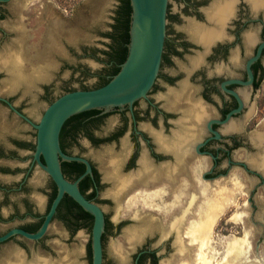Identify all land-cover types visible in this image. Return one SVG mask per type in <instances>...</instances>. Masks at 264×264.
Here are the masks:
<instances>
[{
    "label": "flooded vegetation",
    "instance_id": "obj_1",
    "mask_svg": "<svg viewBox=\"0 0 264 264\" xmlns=\"http://www.w3.org/2000/svg\"><path fill=\"white\" fill-rule=\"evenodd\" d=\"M26 1L0 0V87L15 88L0 91V235L36 231L57 193L34 159L32 123L57 96L107 83L130 41L127 0ZM17 56L29 73L24 81L9 70ZM59 145L90 165L85 173L84 162L60 158L64 178L103 211L102 264L184 263L177 228L189 247V223L214 189L242 173L250 183L246 209L264 217V0H167L160 62L146 94L74 113ZM132 212L154 221L120 262L106 238L140 226ZM91 216L64 193L51 223L66 230L68 249L57 250L49 229L37 240L14 234L0 242L1 263L91 264ZM5 247L16 253L9 263Z\"/></svg>",
    "mask_w": 264,
    "mask_h": 264
},
{
    "label": "water",
    "instance_id": "obj_2",
    "mask_svg": "<svg viewBox=\"0 0 264 264\" xmlns=\"http://www.w3.org/2000/svg\"><path fill=\"white\" fill-rule=\"evenodd\" d=\"M27 0L25 3H28ZM167 0H130L131 5V22H130V41L128 45V54L121 64L120 70L104 85L91 89H78L65 92L57 96L45 108L38 119L37 123H32L36 129V145L34 159L38 165L51 177L57 186V193L52 200L44 219L39 228L34 232H29L22 228H11L6 233L0 235V242L8 239L14 234L21 235L29 240H37L44 235L48 229V240L58 242V249H68V236L65 229L59 227L54 222L51 223L56 207L64 193L70 195L82 208L88 211L92 217V226L90 232L91 242V264H102V244L101 237L104 230V214L100 206L86 199L77 187V182H70L62 175L60 169V158L64 160H79L86 164V172L91 168L88 161L82 157L70 156L65 154L59 145V132L65 120L74 113L92 109L107 108L124 103H131L134 99L144 96L151 86L158 65L160 62L162 44L165 32V12ZM36 3H49L40 0ZM36 42V41H35ZM1 45V44H0ZM16 61L11 64L9 70L15 80H26V73L17 64ZM44 74V72H41ZM39 71H33L31 77L40 76ZM4 78V77H2ZM30 77L28 76L27 79ZM9 94L14 91V87H0V91H8ZM14 95V93H13ZM23 93H18L16 101ZM10 108L14 109L11 104ZM16 111V110H15ZM30 122V120H28ZM3 127V121H2ZM42 160H41V158ZM118 185L114 193L119 192ZM132 215L141 219L140 226H134L124 229L122 234L117 237L107 236L106 246L112 248L120 262L128 261L135 250L133 242L141 237V232L151 226L154 216ZM113 218L114 216H110ZM264 223V217L258 214L251 215L244 207L242 219V234L248 251L260 263L264 264V230L260 227L259 222ZM51 223V225H50ZM165 231L166 229L163 228ZM163 230V231H164ZM177 242L179 243L180 253H184V263L181 264H198L195 250L192 244L189 247L182 245L180 232L177 228ZM111 237L114 239H111ZM188 239V238H187ZM79 246L82 247L86 236L79 237ZM189 240V239H188ZM190 242V241H189ZM133 248V249H132ZM65 252V251H64ZM61 253L63 258L65 253ZM11 257H16V253L10 247H5V260L11 261ZM13 263V262H11ZM165 263V262H163ZM0 264L1 261H0ZM60 264H68V260L60 261Z\"/></svg>",
    "mask_w": 264,
    "mask_h": 264
},
{
    "label": "bare ground",
    "instance_id": "obj_3",
    "mask_svg": "<svg viewBox=\"0 0 264 264\" xmlns=\"http://www.w3.org/2000/svg\"><path fill=\"white\" fill-rule=\"evenodd\" d=\"M233 183L237 185L238 181L234 179ZM232 197L233 193L228 191L227 188L220 187L214 190L213 197L208 200L203 209L195 215L184 230V234L195 250L198 264H214L212 261L213 253H211V234L216 219ZM240 217L242 218L241 213L234 212L230 219L237 221ZM245 251L246 243L244 238L229 236L225 240V251L218 264H257L256 262H243L239 260L245 254Z\"/></svg>",
    "mask_w": 264,
    "mask_h": 264
},
{
    "label": "rangeland",
    "instance_id": "obj_4",
    "mask_svg": "<svg viewBox=\"0 0 264 264\" xmlns=\"http://www.w3.org/2000/svg\"><path fill=\"white\" fill-rule=\"evenodd\" d=\"M40 0H30L28 3H36ZM49 3H77L80 0H45ZM237 174V173H236ZM241 178L238 180V184L228 183L223 184L222 188H227L228 191L233 193L232 199L227 204V206L222 210L220 216L216 219L214 223V228L211 234V253H213L212 261L214 264H218L221 261V257L225 251V240L229 236L241 237L242 234V219L244 213V207L246 203V198L248 196L249 182L245 173L240 174ZM247 180V181H246ZM217 189V188H216ZM214 189V190H216ZM239 212L242 214V218L233 221L230 219L232 213ZM243 262H256L260 264L248 251L246 246L245 254L239 258ZM212 262V263H213Z\"/></svg>",
    "mask_w": 264,
    "mask_h": 264
},
{
    "label": "trees",
    "instance_id": "obj_5",
    "mask_svg": "<svg viewBox=\"0 0 264 264\" xmlns=\"http://www.w3.org/2000/svg\"><path fill=\"white\" fill-rule=\"evenodd\" d=\"M124 3H126V0H124ZM127 3H130V0H127ZM91 218H92V216H91Z\"/></svg>",
    "mask_w": 264,
    "mask_h": 264
}]
</instances>
